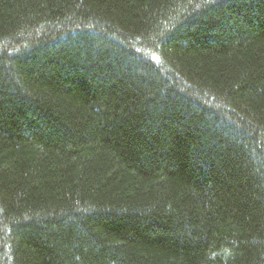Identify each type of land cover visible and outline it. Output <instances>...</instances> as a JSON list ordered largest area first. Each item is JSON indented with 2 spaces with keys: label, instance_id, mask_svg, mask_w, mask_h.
<instances>
[{
  "label": "trees",
  "instance_id": "1",
  "mask_svg": "<svg viewBox=\"0 0 264 264\" xmlns=\"http://www.w3.org/2000/svg\"><path fill=\"white\" fill-rule=\"evenodd\" d=\"M0 264H264V0H0Z\"/></svg>",
  "mask_w": 264,
  "mask_h": 264
}]
</instances>
